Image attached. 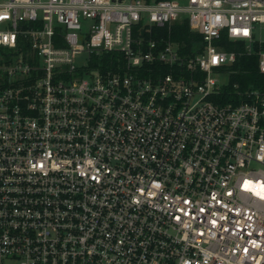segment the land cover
<instances>
[{
  "label": "built area",
  "instance_id": "1",
  "mask_svg": "<svg viewBox=\"0 0 264 264\" xmlns=\"http://www.w3.org/2000/svg\"><path fill=\"white\" fill-rule=\"evenodd\" d=\"M243 57L264 0H0V264H264Z\"/></svg>",
  "mask_w": 264,
  "mask_h": 264
},
{
  "label": "trees",
  "instance_id": "2",
  "mask_svg": "<svg viewBox=\"0 0 264 264\" xmlns=\"http://www.w3.org/2000/svg\"><path fill=\"white\" fill-rule=\"evenodd\" d=\"M171 33L175 40L179 41L180 43H186V46L183 48V51L185 52L190 51L192 41H198L200 39L198 33L189 30L186 20L174 23ZM109 55L111 54H104V56H102L101 60L103 66L109 65L108 60L110 57H112ZM240 61V63L235 64L234 67L237 71L230 75V83L224 89L234 90L232 85L235 83H238V89L241 91L250 87H260L258 81L263 79L264 75L258 72L255 60L253 59L251 62V60L243 57Z\"/></svg>",
  "mask_w": 264,
  "mask_h": 264
}]
</instances>
